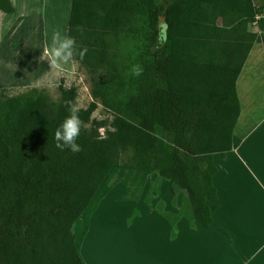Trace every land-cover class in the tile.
Instances as JSON below:
<instances>
[{"label": "trees", "instance_id": "1", "mask_svg": "<svg viewBox=\"0 0 264 264\" xmlns=\"http://www.w3.org/2000/svg\"><path fill=\"white\" fill-rule=\"evenodd\" d=\"M0 11H14L10 0ZM263 14L264 0H71L67 35L87 49L76 59L93 99L79 116L90 127L77 140L81 152L56 147L74 87L60 84L57 103L37 88L0 96V264H83L75 222L120 166L167 181L173 205L182 194L176 215L157 205L173 236L180 218L208 228L213 156L241 143L236 81L264 40L248 28ZM256 26L264 30V19ZM134 64L142 75L131 74ZM98 104L111 122L91 120Z\"/></svg>", "mask_w": 264, "mask_h": 264}, {"label": "crops", "instance_id": "2", "mask_svg": "<svg viewBox=\"0 0 264 264\" xmlns=\"http://www.w3.org/2000/svg\"><path fill=\"white\" fill-rule=\"evenodd\" d=\"M10 3L12 13L0 11V90L19 86L25 90L37 88L31 78L25 81L30 76L25 70L33 65L35 75L39 64L44 68L38 58L45 41L51 42L54 29L67 34L71 0H46V6L45 0H10ZM236 93L240 114L233 133L241 143L224 157L215 155L225 159L233 154L253 183L247 182L246 187L256 191L257 197L241 199L238 182L230 178L231 170H221L214 163L217 172L212 182L217 199L207 201L213 223L204 228L195 222L182 243H178L180 233L172 235L173 227L159 214L157 205L161 203L165 212L176 215L182 194L173 205L167 181L153 171L126 168L137 172L136 178L133 172L127 178L128 173L112 186L105 187L98 196L105 178L75 222V245L83 264L93 263L84 260L81 254L92 227L96 235L111 237L113 242L106 248L103 246L107 261L103 260L102 264H174L175 248L185 254L192 253L196 264H263V259L254 257L264 248V226L261 225H264V40L253 44L237 78ZM117 202L130 204L134 215H138L134 241L121 232L123 226L117 229L119 222L114 220L112 224L97 216L101 210L106 218V210L109 213V208ZM112 210V213L121 212L118 207ZM195 233L196 241L192 238Z\"/></svg>", "mask_w": 264, "mask_h": 264}, {"label": "rangeland", "instance_id": "3", "mask_svg": "<svg viewBox=\"0 0 264 264\" xmlns=\"http://www.w3.org/2000/svg\"><path fill=\"white\" fill-rule=\"evenodd\" d=\"M249 30L251 32H255L257 33V35H260L261 37H263L264 39V30H259L258 27L251 21L249 22V26H248ZM135 47V46H134ZM122 57V56H121ZM44 63V68H42V66L39 64V69H37L35 71V75H34V66L30 65L29 68H27L26 74L29 73L30 76L26 79L25 81H28V79L31 78V80L36 81L38 78H40L46 71L49 70V65L48 63L45 61ZM29 70V71H28ZM45 70V71H44ZM44 72V73H41ZM40 73V74H38ZM82 77V78H81ZM62 84L63 87L65 88H71L74 87L76 90V98L74 100V104H76L79 109H86L88 107V105L93 101L91 94H90V89H91V83H90V79L89 76L87 75V73L85 72L84 69H82L81 67H79L78 65V69H77V75L68 83V86H65V81L64 79H61L58 83V86ZM57 86V87H58ZM55 87L53 89H48V88H37L39 90H45L49 100L51 102L57 103L59 101V92H58V88ZM32 89V88H30ZM3 90V91H2ZM29 90V89H27ZM23 88L19 87H10L7 89H1L0 90V96L3 98H10V97H15L25 91H27ZM102 120V119H106L107 121L111 122L113 119V115L106 111L100 104L97 105L96 110L93 112L92 116H91V120ZM90 124H87L85 126L86 129H89ZM111 129V128H109ZM104 132H105V128H101L99 129L98 133L99 135L102 137L104 136ZM214 163L219 166L222 169H228L231 170L230 173V178L233 181L238 182L239 186H238V196L242 198H249V196H251V199H255L256 196V191H252L251 189H248L246 187L247 182H249L251 185H253L250 177L247 175L246 172H244L239 164V161L236 160L233 157V154H229L228 156H226L225 159L220 158L218 155H214ZM124 168V167H123ZM127 171L125 169H122L120 166V170L119 171H114V174H112L110 176L109 179V186H112L117 180L119 179H123L125 177L124 172ZM129 171V170H128ZM127 171V172H128ZM121 189V188H118ZM117 189V191H118ZM249 193H251V195H249ZM208 204H210V202H208ZM264 206V203H263ZM118 207L121 209V212H119L117 210V212L115 211V213H112L113 210L112 208ZM110 212L108 213V209L106 210L107 213H105V217H103L101 210H99L97 216L100 218L102 217L101 221H103L104 219H106L108 222L112 223L114 222V220H116L117 222H119V227L117 228L118 230H121V226H123V234H125L128 238H132V240H135V234L134 232L137 231L138 228V223L139 220L138 219V215H134V212L132 211V208L130 207V204L124 203V202H117L115 204L112 205V207L109 208ZM104 212V211H103ZM93 225V224H92ZM262 226L263 223H261ZM75 226V225H74ZM191 227L190 222L187 219H181L180 224L178 227H175L174 230V234L176 235V233H180L178 236L180 237L178 239V243H182V239L184 238L185 235L188 234L187 231H189V228ZM199 227V226H198ZM115 228V229H116ZM127 228L129 230H131V233L128 232L129 230H127ZM95 228L92 227L91 230L92 232L89 233V235L87 236L85 243H84V248L82 250V257L84 258V260H87V262L90 260L92 261L91 263L94 264H102L103 260H105L104 258L106 257L104 254H106V252H103V246L106 248L109 244H112L113 242L111 241V237H109V239H107L108 237H106V235H101L99 234L96 235L95 234ZM194 241L197 240V236L196 233L192 235ZM176 242V243H177ZM174 259H175V263L174 264H196V260L195 257L192 253H182L180 251V248H175V252H174ZM255 259H263V264H264V248L259 251L258 254H256V256L254 257ZM107 261V260H105Z\"/></svg>", "mask_w": 264, "mask_h": 264}, {"label": "clouds", "instance_id": "4", "mask_svg": "<svg viewBox=\"0 0 264 264\" xmlns=\"http://www.w3.org/2000/svg\"><path fill=\"white\" fill-rule=\"evenodd\" d=\"M86 52L87 49L77 48L75 37L63 34L59 28L54 29L51 42L45 41L43 51L38 58L40 62L48 63L49 70L34 82L35 87L53 89L58 86L61 79H64L65 86H68L77 75V56L83 60ZM143 71V67L139 64H134L130 69L131 74L137 77L142 75ZM65 106L69 114L55 130L56 147L61 151L67 149L74 154L79 153L82 148L77 140L86 124L80 119V109L73 101H65Z\"/></svg>", "mask_w": 264, "mask_h": 264}, {"label": "built area", "instance_id": "5", "mask_svg": "<svg viewBox=\"0 0 264 264\" xmlns=\"http://www.w3.org/2000/svg\"><path fill=\"white\" fill-rule=\"evenodd\" d=\"M254 24L256 25V22L259 20V19H264V14L263 15H257L255 18H254Z\"/></svg>", "mask_w": 264, "mask_h": 264}, {"label": "water", "instance_id": "6", "mask_svg": "<svg viewBox=\"0 0 264 264\" xmlns=\"http://www.w3.org/2000/svg\"><path fill=\"white\" fill-rule=\"evenodd\" d=\"M160 20H162V18H160ZM122 167H124V166H122ZM125 168H129V167H125ZM108 174H109V173H108ZM108 174H107V175H108ZM106 177H107V176H106ZM106 177H105V178H106Z\"/></svg>", "mask_w": 264, "mask_h": 264}]
</instances>
